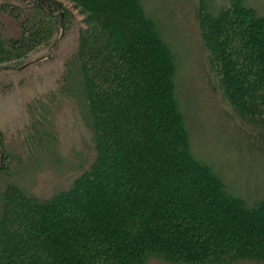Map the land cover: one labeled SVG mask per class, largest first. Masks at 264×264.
I'll use <instances>...</instances> for the list:
<instances>
[{
    "label": "trees",
    "instance_id": "trees-1",
    "mask_svg": "<svg viewBox=\"0 0 264 264\" xmlns=\"http://www.w3.org/2000/svg\"><path fill=\"white\" fill-rule=\"evenodd\" d=\"M18 1L3 9L18 17L23 34L0 37V55L17 53L16 60L55 45L74 19L59 0ZM67 1L85 16V28L56 92L29 106L34 124L25 148L47 143L51 133L39 122L68 98L90 133L93 160L50 197L21 183L4 188L0 264H264V192L259 199L234 194L221 170L193 154L190 138L202 122L196 113L188 124L180 105L176 58L161 24L140 0ZM250 4L228 0L211 12L200 0L194 19L212 77L205 86L255 133L258 146L247 150L257 154L264 148V14ZM192 87L184 88L187 104ZM0 145L1 170L9 154Z\"/></svg>",
    "mask_w": 264,
    "mask_h": 264
},
{
    "label": "rangeland",
    "instance_id": "rangeland-1",
    "mask_svg": "<svg viewBox=\"0 0 264 264\" xmlns=\"http://www.w3.org/2000/svg\"><path fill=\"white\" fill-rule=\"evenodd\" d=\"M59 1L71 9L74 19L67 31L57 37L55 45L40 46L17 60L13 58L17 53L13 57L0 55V141L9 154L0 170V200L4 188L20 183L35 196L50 197L58 190L68 188L93 160L90 133L77 114L74 100L68 98L60 99L51 118L42 122L35 118L40 123L39 129L51 133V136L47 135V141L44 139L47 143L40 144L38 151L36 147L31 151L25 148L29 129L34 124L28 113L29 106L49 101V97L56 92L67 62L76 53L78 30L85 28V16L73 9L67 0ZM140 1L158 25L161 24L163 38L175 55L176 91L178 97L179 94L184 95L179 102L189 115L188 124L196 113L200 116L202 123H197L198 126L193 128L196 132L192 130L194 134L190 138L193 154L209 162L215 172L221 170V177L234 194L259 199L264 192V142H261L262 153H249L247 145L258 146L251 138L255 133L235 121L220 95L205 86L208 75L210 79L212 77L194 19V6L200 0ZM201 1L211 12L228 2ZM248 2L264 14V0ZM18 4V0H0V37L3 40L18 39L23 34L18 17H12L3 9L6 5L16 7ZM162 7L173 9L174 15L163 11ZM9 58L10 61H3ZM81 82L82 75L75 69L72 84L80 89ZM189 83L193 84L191 90L195 89L196 94L195 91L190 94L191 102L187 104L184 88ZM82 108L89 113L86 105ZM2 161L0 153V164ZM148 264L167 263L154 259Z\"/></svg>",
    "mask_w": 264,
    "mask_h": 264
}]
</instances>
